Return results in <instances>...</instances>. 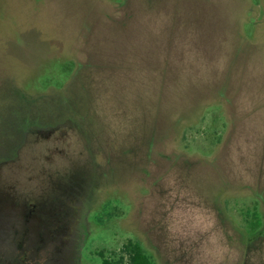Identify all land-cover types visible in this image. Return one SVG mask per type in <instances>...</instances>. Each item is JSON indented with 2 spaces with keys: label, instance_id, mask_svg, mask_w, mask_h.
I'll list each match as a JSON object with an SVG mask.
<instances>
[{
  "label": "rangeland",
  "instance_id": "rangeland-1",
  "mask_svg": "<svg viewBox=\"0 0 264 264\" xmlns=\"http://www.w3.org/2000/svg\"><path fill=\"white\" fill-rule=\"evenodd\" d=\"M29 203L31 264H264V0H0L5 264Z\"/></svg>",
  "mask_w": 264,
  "mask_h": 264
},
{
  "label": "flooded vegetation",
  "instance_id": "flooded-vegetation-1",
  "mask_svg": "<svg viewBox=\"0 0 264 264\" xmlns=\"http://www.w3.org/2000/svg\"><path fill=\"white\" fill-rule=\"evenodd\" d=\"M46 129H50V126H47L45 128H42L40 130L36 131V134L39 133L41 136H44V138L47 140L51 137H55L56 134H58L57 138L58 140H60L59 137V128H55L53 127V130H48L46 131ZM45 133H48L47 135ZM37 137V135H35ZM32 205V206H31ZM47 204L44 205V203H38V204H32L29 203L28 206V211L29 214L24 216V222H23V227L20 230H14L13 234H12V243L14 244V246H17V250L15 251V255L13 258L14 263L13 264H31L32 262H34L35 260L38 259V261L40 262L41 260H44V257L42 255L40 251L41 249H45V250H49V247L47 246V243L50 242V239L53 237L56 240V233H57V228L55 225H53L52 227L49 225L47 228H45L44 231H39V233L36 235V240L34 241V243H30V239L29 236V231H28V226L29 224L36 219V217L41 216L43 218L44 221H50V222H57V213L56 210L53 211L50 209H47ZM32 208V209H30ZM46 210L47 213H40L41 210ZM27 211V212H28ZM26 212V213H27ZM56 231V232H55ZM46 234V235H45ZM26 249V250H25ZM81 250V248H80ZM33 251H37V253L35 254V257H33L32 252ZM3 258V257H2ZM2 258L0 256V264H5V261H2ZM43 258V259H42ZM81 258L80 253L76 254V259H71L70 263H65V264H77L79 263ZM46 259L48 261H54L55 259V254L50 252L49 255H46ZM45 259V260H46ZM39 262L37 264H39ZM8 263V262H7ZM53 264V263H51ZM61 264V263H60Z\"/></svg>",
  "mask_w": 264,
  "mask_h": 264
},
{
  "label": "trees",
  "instance_id": "trees-1",
  "mask_svg": "<svg viewBox=\"0 0 264 264\" xmlns=\"http://www.w3.org/2000/svg\"><path fill=\"white\" fill-rule=\"evenodd\" d=\"M103 264H154V262L140 245L129 242L122 257L118 260L103 258Z\"/></svg>",
  "mask_w": 264,
  "mask_h": 264
}]
</instances>
